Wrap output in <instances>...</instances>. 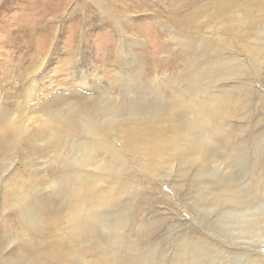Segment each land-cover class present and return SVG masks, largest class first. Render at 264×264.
Returning <instances> with one entry per match:
<instances>
[{
	"label": "rangeland",
	"instance_id": "374dc122",
	"mask_svg": "<svg viewBox=\"0 0 264 264\" xmlns=\"http://www.w3.org/2000/svg\"><path fill=\"white\" fill-rule=\"evenodd\" d=\"M28 1L0 0L2 114L40 119L52 105L59 110L90 100L104 106L112 97L124 109L135 104L148 114L176 91L190 96L188 85L197 77L205 106L218 98L229 106L178 144L181 116L150 124V131L136 134L128 171L135 176L109 183L67 174L62 151L41 149L38 135L18 144L14 158L0 153V264H264V227L250 228L264 207V9L237 24L210 17L218 0H148L145 6L123 0L113 14L92 0ZM54 15L48 25L57 30L52 27L47 45L46 37L34 35L44 63L32 92L30 78L20 74L38 57L32 60L31 42L20 44L15 30ZM204 44L237 75L209 60L199 63L193 54ZM190 45L195 51L188 52ZM23 80L29 92L16 88ZM175 111L186 121L198 114ZM80 211L96 224L90 240L72 244L70 222Z\"/></svg>",
	"mask_w": 264,
	"mask_h": 264
},
{
	"label": "bare ground",
	"instance_id": "6f19581e",
	"mask_svg": "<svg viewBox=\"0 0 264 264\" xmlns=\"http://www.w3.org/2000/svg\"><path fill=\"white\" fill-rule=\"evenodd\" d=\"M24 1L27 3L26 6H29V1ZM92 1H95L100 7H102L103 9H107L113 14L114 12H117L118 4L123 0ZM125 1L127 3L130 1L132 3L133 1V3H138L139 5L144 2L145 6L148 0ZM263 4L264 0H218L213 5V11L210 12V17L212 19H218L221 23L235 21V23L240 24L244 22V20L248 19L253 11L263 10ZM108 5H110V7L112 6V10L108 7ZM52 14L53 11L49 13L50 16H52ZM124 14H127V21L131 22L129 18L130 16H128L131 14L129 8H125ZM18 15L24 16L23 11L21 10ZM56 18L57 16L54 15V18L52 17L50 20L44 21V19H39L35 20L32 24H28L29 22L27 21V23L21 22L22 24L20 23V25H18V28L15 30L16 36H18L19 39L24 40L23 42H19L20 44L25 45V41L27 42V40L31 42L30 48L34 49V56L32 57V60L35 56L36 58L38 57V59H36L37 61L33 65L29 63V67H26L28 68L26 69L28 71L27 74H25L26 72L20 74L21 78L24 77L25 79V76L30 78L31 81H29L31 82V86L28 85V88L32 92H34L35 90L34 83H37V76L39 75L44 63V59L42 57H39L38 54L42 45H38L36 43L38 37L36 36V38L34 35H39L44 38L46 37L43 46L47 45V41L52 35V27L55 28V31L57 30L56 24L54 25L53 23V26H49L48 23L52 22L54 19L56 20ZM249 24L253 25L254 22L251 21ZM122 38H124L123 34ZM202 41L204 42V40ZM187 50L188 52H191V50L193 51L194 49H191L190 45L187 46ZM209 50L212 51L211 47L204 44V46H200L199 48H197L198 52L194 53L193 56L197 58V61L199 63L201 62L200 59L202 61L209 60V63L213 67H222V71L226 75L236 74L234 70L229 68L230 66H228L227 62H223L224 60L217 57L213 58L211 54L208 53ZM10 64L12 65L13 63ZM11 74H14L16 76L15 65L12 66V69H10V75ZM11 77L9 78L11 79ZM25 81L26 80H23L22 85L16 88H24L23 90L26 91V84L28 83V81ZM188 83L186 85H188ZM188 86H190V88L192 89V92H190V96L184 95L183 92L176 91L177 93H174L168 104H164V106H162L155 112H149V115L144 114V107L140 109V107L135 104H133L132 106H127V108L125 107L126 109H124L123 106L113 103V97L112 99L110 98L108 102H105L104 106H97L99 102H97L96 106L95 104L93 106V102L90 100H86L84 102L78 101L75 103L71 101V103H68L67 105H65L66 103L63 104L65 105V108L62 107L59 110L51 109L53 107L52 105L48 111H46L39 117L40 119L30 118L29 116L25 115L10 118V114H2L3 112L1 113L0 111V153H5L4 155H6L7 157L14 158L16 153L13 152L18 144H31L35 139L34 135H38L39 137H41V140H39L40 144L38 142L37 143L40 145L41 149L47 147L54 150L56 149V151H62V157L64 158L63 163L66 162L64 167L65 171L67 172V174L68 172L69 174H81L82 177L77 176V180L89 179L92 183L97 180L109 183V179L119 180L123 176L134 177L135 175L131 174V172L128 171L130 169V158L135 150L134 147L137 141L136 134L140 135V131L148 132L154 127V123L157 121H166L168 119H171L173 116H175L179 120V117L181 116L178 127H181L182 129L180 134H177L174 140L175 143L178 144V142L188 140L191 135L196 132L195 130L198 126H200V124H211L214 115L217 114V111H222L228 108L229 105L226 102V99L223 98H218L217 101L212 104V107L205 106V102L203 100V97L201 96L202 90L199 77L192 79ZM32 92L30 93L31 100H33ZM115 101L116 100H114V102ZM176 108H179V110L181 111L192 109L198 112L197 117L193 118L191 121H186L182 118L183 116L180 111H175ZM204 110H207L209 112V116H206L204 114ZM124 116L125 118H122ZM38 120L43 122V128L40 125L37 130H34L33 124ZM150 124L153 127H150ZM147 127L149 129H146ZM69 139L74 140L72 143L74 148L69 151L70 153L68 152ZM124 142H126L125 146L123 145ZM200 146L198 147V152L200 154H203L204 150ZM125 147H129V149L126 150ZM127 152L129 155L127 154ZM121 182L122 181H120L119 183ZM68 184L69 181L62 183L61 186L67 187ZM112 196V193L108 194L106 197L107 199H103V202H109V199H111ZM95 222L96 220L88 212L78 213L71 219V233L69 238H67L66 240L72 244L77 240L80 241L81 244H83L86 240H90L89 237L93 233L92 231L94 230L93 226L94 224H96ZM251 225V230H258L264 227V207L261 211H259L258 218H255V226L253 225V223ZM51 257L53 258V261H57V256L54 252L52 253Z\"/></svg>",
	"mask_w": 264,
	"mask_h": 264
}]
</instances>
